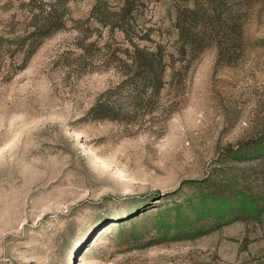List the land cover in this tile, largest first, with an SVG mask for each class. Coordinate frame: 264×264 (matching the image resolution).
Wrapping results in <instances>:
<instances>
[{
  "label": "rangeland",
  "instance_id": "374dc122",
  "mask_svg": "<svg viewBox=\"0 0 264 264\" xmlns=\"http://www.w3.org/2000/svg\"><path fill=\"white\" fill-rule=\"evenodd\" d=\"M27 1L0 0V33ZM131 1L120 21L110 12L121 0H68L64 27L12 78L0 75V264H264V200L258 212L235 195H264V164L223 154L264 130V1L234 8L243 47L230 63L211 45L183 93L164 89L177 101L167 117L89 120L120 77L114 56L127 43L110 24L171 53L176 12L192 5ZM216 173L230 199L200 193Z\"/></svg>",
  "mask_w": 264,
  "mask_h": 264
},
{
  "label": "trees",
  "instance_id": "16d2710c",
  "mask_svg": "<svg viewBox=\"0 0 264 264\" xmlns=\"http://www.w3.org/2000/svg\"><path fill=\"white\" fill-rule=\"evenodd\" d=\"M191 6L177 10L174 27L177 30L174 51L165 52L159 43L139 45L128 36L122 24L114 22L127 43L114 59L119 65V79L100 92L86 111L89 120H109L122 124L146 122L155 113L167 117L176 107L177 101L165 100L164 89L183 93L188 66L204 49L214 45L217 62L228 64L234 51L242 49V40L232 38L241 30L234 17L237 3L242 6L264 0H191ZM68 0H28L23 2L21 13L11 23V29L0 33V75L12 78L22 70L41 42L53 32L64 27ZM131 0H121L120 5L110 15L114 20L127 19L131 13ZM93 5V11L96 8ZM140 39L151 41L148 33ZM91 43H88L90 45ZM84 52V48L82 49ZM170 69L169 79L166 71ZM178 95H175L177 97ZM164 117V118H165ZM225 157L234 160H256L264 164V130L246 138L234 147L223 151ZM264 176V170L261 173ZM233 177V176H232ZM241 178V176H240ZM237 180V177H234ZM203 197L230 199L232 195L222 189V174L203 178L197 182ZM245 194L259 212L264 195L258 197L243 189L235 195ZM263 203V202H262Z\"/></svg>",
  "mask_w": 264,
  "mask_h": 264
}]
</instances>
